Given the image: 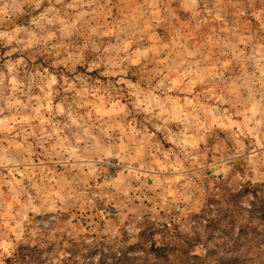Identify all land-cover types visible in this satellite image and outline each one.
<instances>
[{
  "label": "clouds",
  "instance_id": "clouds-1",
  "mask_svg": "<svg viewBox=\"0 0 264 264\" xmlns=\"http://www.w3.org/2000/svg\"><path fill=\"white\" fill-rule=\"evenodd\" d=\"M0 264H264V0H0Z\"/></svg>",
  "mask_w": 264,
  "mask_h": 264
}]
</instances>
